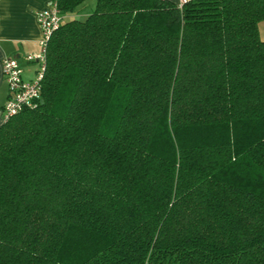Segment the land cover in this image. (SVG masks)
Wrapping results in <instances>:
<instances>
[{"label":"trees","instance_id":"1","mask_svg":"<svg viewBox=\"0 0 264 264\" xmlns=\"http://www.w3.org/2000/svg\"><path fill=\"white\" fill-rule=\"evenodd\" d=\"M261 21L264 0L63 20L37 106L0 125V264H264Z\"/></svg>","mask_w":264,"mask_h":264},{"label":"crops","instance_id":"2","mask_svg":"<svg viewBox=\"0 0 264 264\" xmlns=\"http://www.w3.org/2000/svg\"><path fill=\"white\" fill-rule=\"evenodd\" d=\"M167 1L175 5L179 3V0ZM48 5L49 0H0V125L5 121L4 106L8 98L7 86L1 71L2 61L7 58L16 59L22 80L34 79L39 65L36 62H27L25 57L41 51L42 32L37 15ZM79 10L81 9L64 15V21L66 18L76 19L87 15ZM258 35L264 41V21L258 24Z\"/></svg>","mask_w":264,"mask_h":264},{"label":"built area","instance_id":"3","mask_svg":"<svg viewBox=\"0 0 264 264\" xmlns=\"http://www.w3.org/2000/svg\"><path fill=\"white\" fill-rule=\"evenodd\" d=\"M189 1L191 0H179L178 6L181 7ZM63 20L55 0H49V5L38 13L37 22L42 32L41 51L25 57L27 62H36L39 65L33 80H22L16 59L7 58L2 61L1 71L8 90V98L4 106V120L23 110H31L37 106L45 72L46 45L52 33L60 27Z\"/></svg>","mask_w":264,"mask_h":264},{"label":"rangeland","instance_id":"4","mask_svg":"<svg viewBox=\"0 0 264 264\" xmlns=\"http://www.w3.org/2000/svg\"><path fill=\"white\" fill-rule=\"evenodd\" d=\"M95 3H96V0H86L82 5L79 6L78 9H81V10H79L80 12H83V13L89 15V13L93 10V8L95 6ZM86 16H80V17H77L76 19L83 20ZM66 19L70 20L71 18L70 19L66 18Z\"/></svg>","mask_w":264,"mask_h":264}]
</instances>
